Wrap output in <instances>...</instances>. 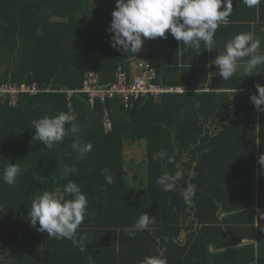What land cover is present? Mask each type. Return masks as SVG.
Instances as JSON below:
<instances>
[{"label": "trees", "instance_id": "obj_1", "mask_svg": "<svg viewBox=\"0 0 264 264\" xmlns=\"http://www.w3.org/2000/svg\"><path fill=\"white\" fill-rule=\"evenodd\" d=\"M115 4L0 0V87L36 84L45 91L21 96L15 109L0 100V172L8 163L22 169L13 185L0 179V211L30 223L28 212L38 195L73 181L87 198L86 214L106 213L99 224L133 226L144 212L155 217L148 230L155 244L160 241L156 246L167 264H264V215L257 213L264 211V170L258 163L264 155V112L250 100L258 95L256 85L264 86V75L211 77L205 67L208 49L202 58L200 49H185L169 33L125 56L111 47ZM143 60L155 71L156 85L188 93L141 97L130 109L118 97L92 109L88 97L77 94L72 112L80 131L51 150L33 139V120L70 112L64 91L80 90L89 74L108 87L120 68L132 82ZM105 109L110 132L104 128ZM76 140L93 145L84 159L71 147ZM141 145L144 162L132 184L126 148ZM160 152L166 155L153 159ZM177 165L183 177L166 192L157 178L174 174ZM65 166L77 171L65 178ZM103 168L113 183L106 182ZM189 184L195 186L191 205L180 195ZM120 212L130 217L113 218ZM90 219L83 222H95Z\"/></svg>", "mask_w": 264, "mask_h": 264}, {"label": "clouds", "instance_id": "obj_2", "mask_svg": "<svg viewBox=\"0 0 264 264\" xmlns=\"http://www.w3.org/2000/svg\"><path fill=\"white\" fill-rule=\"evenodd\" d=\"M242 2L246 7L253 8L259 5L261 0H242ZM232 10V0H116L108 29L112 33L111 47L121 51L125 56H135L142 50L146 40L166 39V33H169L185 49L198 51L203 42L208 51H212L215 33L219 26L229 24ZM260 46V40L255 39L251 33L237 34L226 42L225 50L219 52L217 57L205 67L217 66L218 75L224 81L240 71L252 76L258 73L256 71L258 67H264V53L259 51ZM256 88L258 95L250 96V100L257 112H264V108L261 107L264 105V86L256 85ZM76 120L75 113L63 111L53 117L45 115L33 120V139L51 150L56 144L63 142L67 135H75L80 131L79 125L75 123ZM71 147L78 154L77 159H84L92 151L93 145L76 140ZM165 155L166 153L160 152L153 159ZM168 162L172 163L173 159L169 158ZM258 163L264 170V155L260 156ZM76 171L75 167L65 166L64 177L67 178L70 173ZM21 172L18 163L15 165L8 163L0 172V179L8 185H13ZM101 172L105 174L108 184L113 183L114 178L107 168L101 169ZM182 177L183 170L177 165L174 174L165 172L157 178L156 183L164 191L169 192L176 189ZM180 195L191 205L195 186L189 184ZM87 205V198L80 187L75 182L69 181L63 189L58 187L54 191H44L38 195L31 203L28 220L31 227L38 232H46L49 238L71 240L74 245L79 246L80 251H85L84 242L87 236L78 233V229L84 221ZM154 222L155 217H150L144 212L131 228H125L124 231L130 237H135L137 232L147 231L149 225ZM140 264H167V259L163 255L147 256Z\"/></svg>", "mask_w": 264, "mask_h": 264}, {"label": "crops", "instance_id": "obj_3", "mask_svg": "<svg viewBox=\"0 0 264 264\" xmlns=\"http://www.w3.org/2000/svg\"><path fill=\"white\" fill-rule=\"evenodd\" d=\"M232 5L229 24L219 26L215 33L213 50L208 51L207 55L206 46L202 42L197 52L202 58L207 55L208 64L219 52L225 50L227 41L241 33H251L255 39L260 40L259 51L264 53V0L253 8L246 7L242 0H232ZM139 56L141 59L145 58L143 53ZM208 70L211 77L221 78L217 66L213 65ZM256 71L258 73L253 75L259 78L264 75V67H258ZM235 75L247 74L240 71L233 76ZM135 175L134 173L130 176L132 184L135 183ZM257 213L264 215V211L260 209ZM105 214H96L93 217L85 215L84 219L93 218L95 222H83L79 226L78 233L87 236L84 242L85 251H80L79 246L74 245L71 240L49 238L46 232H38L30 223L16 222L15 219L22 218L18 213L14 217H6L0 211V264H140L147 256L164 253L156 246L160 241L155 244L149 230L139 231L135 237H130L124 229L132 226L99 224L97 219L103 218ZM129 217L128 212H120L113 218ZM256 243L257 241L254 242ZM244 244L249 242L245 241Z\"/></svg>", "mask_w": 264, "mask_h": 264}, {"label": "built area", "instance_id": "obj_4", "mask_svg": "<svg viewBox=\"0 0 264 264\" xmlns=\"http://www.w3.org/2000/svg\"><path fill=\"white\" fill-rule=\"evenodd\" d=\"M133 77V81L130 82L125 71L120 68L116 82L108 87H101L98 77L94 74H89L80 90L64 91L67 95L70 112L73 111L72 100L77 94L87 96L92 109L97 102L105 105L108 100L116 97L123 99L126 109H130L132 108V101H137L141 97L159 99L165 95H185L188 93L183 88H167L156 85V73L147 60L137 63ZM49 92L46 91V93ZM42 93H45V91H42L36 84L22 86L7 84L0 87V100L8 102L10 107L15 109L18 108L21 96L29 95L35 97ZM104 128L106 132H110L113 129L110 113L106 109L104 110Z\"/></svg>", "mask_w": 264, "mask_h": 264}, {"label": "rangeland", "instance_id": "obj_5", "mask_svg": "<svg viewBox=\"0 0 264 264\" xmlns=\"http://www.w3.org/2000/svg\"><path fill=\"white\" fill-rule=\"evenodd\" d=\"M144 155L145 151L143 145L126 148V162H128L127 171L129 176H133V174H136L139 170L138 165L144 162ZM133 163H135V165Z\"/></svg>", "mask_w": 264, "mask_h": 264}]
</instances>
